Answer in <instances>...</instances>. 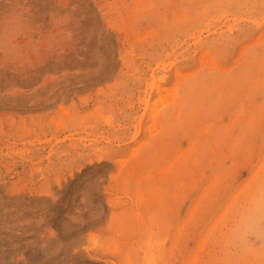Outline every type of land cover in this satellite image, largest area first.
Wrapping results in <instances>:
<instances>
[{
	"label": "rangeland",
	"instance_id": "obj_1",
	"mask_svg": "<svg viewBox=\"0 0 264 264\" xmlns=\"http://www.w3.org/2000/svg\"><path fill=\"white\" fill-rule=\"evenodd\" d=\"M0 264H264V0H0Z\"/></svg>",
	"mask_w": 264,
	"mask_h": 264
}]
</instances>
